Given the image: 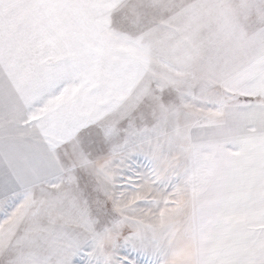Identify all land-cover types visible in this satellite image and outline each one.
I'll return each mask as SVG.
<instances>
[{"label": "snow or ice", "instance_id": "snow-or-ice-1", "mask_svg": "<svg viewBox=\"0 0 264 264\" xmlns=\"http://www.w3.org/2000/svg\"><path fill=\"white\" fill-rule=\"evenodd\" d=\"M0 264H264V0H0Z\"/></svg>", "mask_w": 264, "mask_h": 264}]
</instances>
